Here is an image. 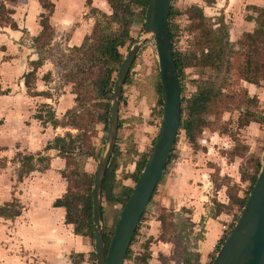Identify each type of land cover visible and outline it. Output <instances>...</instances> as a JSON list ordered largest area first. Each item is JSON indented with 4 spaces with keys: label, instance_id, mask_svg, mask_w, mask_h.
Segmentation results:
<instances>
[{
    "label": "rangeland",
    "instance_id": "1",
    "mask_svg": "<svg viewBox=\"0 0 264 264\" xmlns=\"http://www.w3.org/2000/svg\"><path fill=\"white\" fill-rule=\"evenodd\" d=\"M85 1L80 0L76 8L68 6V12L77 14L72 20H63V15L67 11L60 9L59 14L56 15V18L57 16L59 18L56 20L54 18L52 21L55 27V41L49 52L48 60L38 70L36 84L37 92L48 94L51 100L48 101L49 103L44 102L47 99L46 96L32 97L29 95L24 86L23 76L32 69L30 61L37 58V51L33 44V31H28L26 27L29 26L27 25L29 0H17L16 4L7 2V7L13 8L15 11L13 18L15 16L17 18L20 36H12L10 34L12 29L9 26L0 25V51L8 52L6 50L8 47L10 48L8 52L10 56L3 55V58L0 59V66H3L4 62L15 61V63H6L2 69V75H0V89L6 93L0 97V128H3L0 131V194L2 196H7L11 192L16 195L18 193L26 194L23 200L25 204L17 198L22 209L37 206V203H47L46 205H48L55 197V194H52L55 187L62 184L68 188V181L63 177V172H69L75 168L72 166L69 170L66 166L64 170L61 169L55 160L62 157L56 150H46V146L52 143L56 137H64L68 132L75 136L79 133L78 130L63 127L54 128L51 124L44 125L35 118V115L39 111L46 115L47 110H50L60 121H64L66 113H58L57 107L61 106L62 99L69 94L70 90L73 91L74 84L68 83L64 78L70 70H74L73 64L66 61L72 48L71 40L75 34L82 35L83 40L91 34L99 16V12L93 11L94 5L87 6ZM249 4L264 7V0H219L212 6L205 5L204 0H173L172 6L179 12L172 20L178 30L174 39L175 50L181 53L198 50L196 41L199 36L196 31L190 30L192 22L188 18L187 9L203 6L204 14L212 20L215 28L220 26L219 22L224 23L229 34V42L235 51H240L241 47L237 42L243 38L244 34L252 33L258 28L256 20L260 13L250 8ZM106 13L112 14L109 4ZM38 22L40 23V18L36 21V23ZM130 34L134 43H128L120 49L123 59L136 44L140 42L143 44L135 58L133 69L129 72L130 83L124 86L120 102L119 120L122 122V128L118 130L120 141L117 144L120 155L117 156V160L120 164L116 171V180L124 186L126 185L123 181L128 180L126 183L134 188L135 181L127 176L135 172L136 163L141 160L143 155L150 154L153 147L152 144L150 148V142L146 152L140 153L137 149L139 144L141 146L146 135L153 134L147 131L144 116L147 117L151 114V118H154V115L157 114L156 102L159 96L156 94L155 86L159 68L154 37L144 33L142 23L134 25ZM230 62L236 63V58L232 57ZM196 63L195 61V66L185 68V97L189 98L195 94L199 86L211 84H215L216 88L222 89L225 94L233 93L237 94V97L246 92L248 98L256 99L255 103L250 104V110L261 116L263 121L261 123L253 122L239 128L238 119L241 115L239 110L225 111L220 116L206 114L203 117L208 121L209 126L197 138L196 145L187 140L184 131L179 132L173 151L174 159L168 165L163 181L159 184L131 245L133 258L144 252L145 245L149 240H152L151 243L154 242V239L149 237L147 229L150 227L147 226V222L155 218L158 219L163 213L168 216V222H175V215L183 214V209H187L193 214L192 208L185 207L187 206L185 204H189L190 198L193 200L198 198L200 202H205V216L195 223L194 231L197 234L201 233L202 235L206 231L204 222L216 212V203L225 204L227 207L223 213H230L232 220L238 221L242 209L230 201L229 194L235 193L236 196L245 198L249 194L251 186V180L248 178L256 174L257 163L264 161V82H261L260 86L255 85L256 91L255 89L250 91L247 82L240 80L236 70L232 69L230 73H227L224 66L221 71H215L210 67L201 68ZM48 72L52 73V78L46 82L43 78ZM45 103L49 105V109L42 108ZM77 108L78 104L76 103L73 109ZM150 122L152 123L151 120ZM88 130L87 144L94 147L96 156L86 159L84 170L90 175H96L100 159L107 147L108 131L101 123H95L93 129ZM18 153L23 156L33 155L38 159L34 173L22 174V183H19V174L24 171L22 169L23 162L21 158V162L19 161ZM129 159L132 161L125 164ZM71 176L70 178L75 180V177ZM35 182H38L37 186L31 185ZM44 189L51 194L47 196ZM35 191L38 192L34 194ZM204 195L207 197L205 201H203ZM102 206L104 209L101 221L103 232L112 235L116 230L115 224L120 219L123 206L121 204L110 206L105 201ZM52 208L54 207L52 206ZM53 217L56 216L53 215ZM58 224L59 222L56 225ZM64 225L67 224L64 223ZM58 232L59 230L54 226L52 234ZM170 236L175 238L176 233L172 232ZM84 238L85 245L79 249L75 248L77 251L80 250L78 252H83L84 261L81 264H96L97 259L94 260L93 256L96 254L95 240L89 237ZM174 248L173 245V252ZM17 251L18 255L25 253L23 247ZM173 252L171 259L176 258L177 254L178 257L183 254L179 252L173 255ZM66 255L70 256L73 261L81 259L77 254L71 256L67 252ZM214 258L210 259L208 264H211ZM180 259L183 260L179 257V261ZM131 260H126L127 264Z\"/></svg>",
    "mask_w": 264,
    "mask_h": 264
},
{
    "label": "trees",
    "instance_id": "2",
    "mask_svg": "<svg viewBox=\"0 0 264 264\" xmlns=\"http://www.w3.org/2000/svg\"><path fill=\"white\" fill-rule=\"evenodd\" d=\"M106 1L112 9V14L109 15L100 12L95 8L93 11H97V13L99 12V16L92 33L84 38L81 45L72 47L69 56L66 58V61L69 64H73L74 70H70L64 78L68 83L74 84L72 94L76 96L75 102L78 104V108L68 110L64 115V121H60L55 116V113L50 110H47L46 115L40 111L35 115V118L44 125L51 124L54 128H73L79 132L75 136L68 132L64 137H56L52 143L46 146V150L58 151L59 156L65 159L67 169L70 170L72 166H75V168L69 172H63V177L68 181V188L66 193L54 202V207L65 209V223L73 225L75 235L89 237L93 240H95L93 200L95 175H90L85 172L84 163L87 158L94 157L96 154L94 152V147L87 144V133L89 131L88 129H93L95 123L103 124L106 131H108L113 91L124 62L120 49L124 48L128 43H134L130 34L131 28L134 25L142 23V27H144L150 0ZM215 1L216 0H204L207 6H211ZM7 2L15 4L17 3V0L1 1L0 25L3 27L9 26L12 30L17 31L19 30V26L13 18L15 11L14 9L7 7ZM40 4L43 8V13L40 15L41 32L38 36L33 38V44L37 51L38 59L30 62L32 70L26 73L23 76V79L29 95L32 97L46 96L49 98L48 94L45 92L36 91V82L37 71L44 65L45 61L48 60L49 52L51 51L55 39V28L51 23V18L55 13L56 5L51 0H40ZM92 4L93 0L86 1L87 6H91ZM250 8H253L260 13L256 20L258 28L252 33L248 32L244 34L243 38L237 42L241 47L240 51H235L233 49V45L228 40L229 34L224 23L219 22L220 26L215 28V24L204 14L205 12L202 7L194 6L187 9L188 18L192 22L190 30L196 31L199 36L196 41V47L198 50L196 52L187 51L181 53L175 50L174 39L178 30L172 23L173 18L179 12L176 11L173 6L171 7L169 29L173 42L174 56L177 64L182 96V119L180 131H184L187 140L193 145H196L197 138L204 129L209 126L208 121L203 117L206 114L220 116L225 111L239 110L241 111V115L238 119L239 128L248 126L253 122L261 123L263 121L261 116L250 110V104L255 103L256 99L248 98L246 92L242 96L237 97V94H225L222 89L216 88L215 84H211L209 86H199L197 92L189 98L184 95L185 68L195 66V61L197 62L196 65L199 64V67H210L215 69V71H221L224 69V66L226 67L225 70L227 73H230L232 69H234L240 80L249 84L260 86V83L264 82V7L253 6ZM232 57L236 58L237 61L234 64L230 62ZM133 65L131 69H133ZM51 77L52 74L48 73L43 79L48 82ZM129 83L130 76L128 74L125 85ZM155 89L156 94L159 96L156 105L163 112V96L160 76L157 78ZM5 94L6 93L0 89V95ZM233 104L235 106L234 108ZM42 108L49 109V105L43 104ZM162 112H160L161 115ZM121 128L122 122L119 120V130ZM119 141L120 138L117 139V143ZM154 143L155 140L153 145ZM76 151H78V153H76ZM119 155L120 151L118 144H116L102 185V203L105 201L110 206L121 204L124 209L134 188L124 186L121 182L116 180V171L120 164L119 160H117V156ZM148 156L149 154H146L141 157V160L136 163L135 172L130 176H127V178L131 177L135 183H137ZM17 157L20 162L21 160L23 162L22 169L24 171L19 174V181H22L23 173L30 174L36 170V161L38 159L33 155L23 156L21 153H18ZM173 159L174 154L171 155L169 164ZM131 161L132 160L129 159L125 164H128ZM261 166V162L257 163L256 174L248 178V180H251V186L250 192L245 198H240L236 196L235 193L229 194L230 201L235 205H239L242 210L257 181ZM70 175L75 177V180H72ZM164 175L160 183L163 181ZM156 191L154 195L156 194ZM151 203L152 201L150 204ZM226 207L225 204L216 203L217 210L210 217L217 218L224 212ZM21 214L22 207L17 199H14L12 202H7L4 205H0L1 218L13 220ZM183 214L191 215L192 213L187 209H183ZM145 215L141 222L144 220ZM175 216V222H168V216L164 213L158 217L162 229L161 236L158 240L172 243L175 246L173 255L179 252L183 253L179 256L180 258H183V260L180 259L179 261L178 254L176 258L173 257V260H176L175 262H177V264H200V254L189 249L192 245L189 239L192 238L193 241L198 242L203 238L201 233H195V224L191 222V218L181 217V214H176ZM117 225L118 220L115 224V228ZM172 232L176 233L175 238L170 236ZM103 233L106 249L108 250L113 233L112 235H107L105 232ZM137 233L138 230L135 233L132 244ZM227 236L228 234H225L218 249L221 247ZM151 241L152 240H149L146 243L144 252L135 258L132 256V250L130 247L126 260H131L133 258V261L136 264H147L151 257ZM77 256L81 259L79 261H73V263L81 264L82 261H84V255L77 254ZM93 256L94 260L97 259L96 254Z\"/></svg>",
    "mask_w": 264,
    "mask_h": 264
},
{
    "label": "water",
    "instance_id": "3",
    "mask_svg": "<svg viewBox=\"0 0 264 264\" xmlns=\"http://www.w3.org/2000/svg\"><path fill=\"white\" fill-rule=\"evenodd\" d=\"M173 0H150L144 33L153 36L162 86L163 112L155 143L134 190L123 209L108 250L101 225L102 185L114 153L119 130L120 102L127 76L143 42L130 49L112 96L108 138L93 186L96 264H125L128 250L173 154L181 126V86L169 29ZM211 264H264V161L238 221Z\"/></svg>",
    "mask_w": 264,
    "mask_h": 264
},
{
    "label": "crops",
    "instance_id": "4",
    "mask_svg": "<svg viewBox=\"0 0 264 264\" xmlns=\"http://www.w3.org/2000/svg\"><path fill=\"white\" fill-rule=\"evenodd\" d=\"M1 1L2 0H0V3ZM79 1L80 0L53 1L56 5V9H55V13L51 18V23L54 20V18L55 20L59 18L58 16L56 18V15L59 14L60 9L61 11L64 9L65 12L67 11V13L63 15V20L70 21L72 20L73 17H76L77 14L74 15L72 12L70 11L68 12L67 8L68 6L76 8ZM29 3H30L29 7L31 8L27 10L28 12L27 25L29 26L26 27L28 31H33L32 36L34 38L38 36L39 33L41 32L40 23L39 22L36 23V21L40 18V15L43 13V8L40 4V0H35V1L29 0ZM93 5L96 9H99L104 13L108 12V4L104 0H93ZM248 6L261 7L260 5L257 4H249ZM200 7L204 9L203 6ZM14 20L17 21L16 16ZM247 21L252 22L249 20ZM19 31L20 28L17 31L12 30L10 34L12 36L15 35V37H17L20 34ZM71 41H72L71 47L79 46L80 43H82L83 41V37L82 35L75 34V36L72 38ZM6 51L9 52L10 48L8 47ZM1 52L2 51H0V59L3 58V55H5V57L10 56L8 52H2V53ZM37 59H38V55L36 59H33L31 61H35ZM10 62L12 63L13 61L4 62L3 66H0V73H1L0 75H2V69L4 65ZM13 63H15V61ZM38 70H40V68ZM12 73L14 74V72ZM37 82H38V77H37ZM247 86H249L248 90L250 91H252V89H255V91L257 90V87L253 84L247 83ZM70 92L66 97L62 99L63 102H61V106L57 107L58 113L65 114L68 110H71L75 107L76 105L75 95L72 94L71 90ZM48 101L51 100L47 98L44 102L49 103ZM160 112H162V110H160V108L158 107L157 114L154 115V118H151V114H149L147 117L144 116L145 119L144 121H145V125L147 126V131L152 132L153 134H151V136L146 135V137L142 140L141 146L139 144V147L137 149L140 153L146 152V150L148 149V145L150 144H151L150 145L151 148L154 140L157 137L159 126L161 124V119H162V115ZM150 120L152 121V123L150 122ZM2 129L3 128H0V131ZM20 129L23 130L22 127H20ZM55 161L61 166V169L63 170L65 169L66 167L65 159L59 157ZM126 181L128 180H124L123 182H125L126 186H129V184L126 183ZM19 183H22V181H19ZM37 184L38 182H35L31 185L37 186ZM44 191L47 193V196L51 194L49 191L45 189ZM66 191H67L66 186L64 185L62 186L61 184V186L54 188V192L52 194H55V197L53 200H51L48 203V205H46L47 203L44 204L37 203V206L34 205L31 208L28 207V209L24 207V209H22V214L13 220H7L0 217V264H74L72 258L70 256H67L66 254L67 252L69 253V255L71 254V256L74 254H83V252H78L80 250L77 251L76 249H79V247L85 245L84 244L85 238L74 234L73 225H68V224L64 225L65 214H66L65 209L54 207V202L57 199L61 198L66 193ZM37 192L38 191H35L34 194H36ZM25 196L26 194L20 195L18 193L16 195L15 193L13 194L12 192L8 193L7 196H2L0 194V201H1L0 205H4L7 202H12L14 199L17 198L20 202L25 204V202H23ZM205 198L207 197L204 195L203 201H205ZM185 205H187L185 206L186 208L187 207H190L189 209L192 208L193 214L185 215V216H183L184 214H181V217L191 218V222L195 224L205 216V208H204L205 202H200L198 198H196V200L190 198L189 204L187 203ZM52 206L54 208H52ZM53 215L56 217H53ZM57 222H59L58 225H56ZM233 222L234 221L232 220V215L230 213L228 214L223 213L217 218H209L206 222H204L206 223V226L204 228L206 231L203 232L202 234L204 235L202 240L195 242L192 240V238L189 239L192 244L189 249L198 252L200 254V261H199L200 264H208V261H210V259H212L215 256V254L217 253L218 246L220 245L222 239L225 236V233L223 231V226L230 227L233 225ZM54 226L59 230V232L53 235L52 228ZM147 226L150 227L149 229H147V231L149 232V237L154 239V242L150 243L151 257L148 260L147 264H177V262L171 259L173 252V244L170 242H163L161 240H158L162 232L161 222L157 218H155L153 220L148 221ZM22 247L24 248L25 253L18 255L17 250ZM129 264H136V263L131 260L129 261Z\"/></svg>",
    "mask_w": 264,
    "mask_h": 264
},
{
    "label": "built area",
    "instance_id": "5",
    "mask_svg": "<svg viewBox=\"0 0 264 264\" xmlns=\"http://www.w3.org/2000/svg\"><path fill=\"white\" fill-rule=\"evenodd\" d=\"M234 224H235V222H233V225H234ZM233 225H232V226H233ZM232 226H230V227H229V226H223V231H224V233H225V234H229L230 231H231V229H232ZM216 254H217V253H216ZM216 254H215V256H216ZM215 256H214V257H215ZM125 264H126V262H125Z\"/></svg>",
    "mask_w": 264,
    "mask_h": 264
}]
</instances>
